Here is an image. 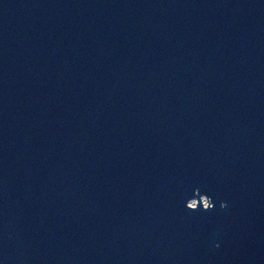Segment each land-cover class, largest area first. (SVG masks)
<instances>
[{"label":"water","instance_id":"obj_1","mask_svg":"<svg viewBox=\"0 0 264 264\" xmlns=\"http://www.w3.org/2000/svg\"><path fill=\"white\" fill-rule=\"evenodd\" d=\"M0 264H264V0H0Z\"/></svg>","mask_w":264,"mask_h":264},{"label":"clouds","instance_id":"obj_2","mask_svg":"<svg viewBox=\"0 0 264 264\" xmlns=\"http://www.w3.org/2000/svg\"><path fill=\"white\" fill-rule=\"evenodd\" d=\"M197 194L199 195V192ZM201 206L204 211H213L216 207L213 198L206 194L199 195V198L190 199L186 204L187 209L193 212L200 211ZM227 206L226 202L221 203L222 208H227ZM217 247H219V245H217Z\"/></svg>","mask_w":264,"mask_h":264}]
</instances>
